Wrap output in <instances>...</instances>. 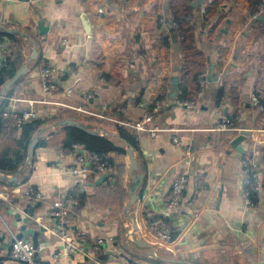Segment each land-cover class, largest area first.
Masks as SVG:
<instances>
[{"label": "crops", "instance_id": "1", "mask_svg": "<svg viewBox=\"0 0 264 264\" xmlns=\"http://www.w3.org/2000/svg\"><path fill=\"white\" fill-rule=\"evenodd\" d=\"M171 1L0 0V25L24 35L12 34L21 46L22 65L28 68L13 87L7 106L16 100L18 106L26 107L27 101L45 98L39 78L42 64L56 68L54 80L60 86L49 99L70 107L38 104L39 119L72 118L114 132L113 124L137 123L154 108L159 96L164 100L155 119L146 124L161 128L157 137L136 133L138 172L144 179L130 216L125 212L130 183L125 144L110 139L124 152L107 154L111 174L96 184L100 177L67 174L69 158L63 148L53 146L54 139L61 142L65 132L55 131L45 138L47 145L36 147L32 165L19 172L16 183L2 180L10 203L0 201V256H7L12 235L17 238L23 219L28 218L27 229L39 230V223L51 227L54 220L49 206L79 192L88 203L75 208L69 228L86 231L91 241L111 237L102 255L116 264H264V189L251 205L244 204L240 188L243 155L231 146L238 134L212 130L223 118L231 117L234 127L248 134L242 143L244 151L255 139L264 150V0L255 10L252 0H220L215 15L206 20L201 15L206 17L213 0H192L196 45L215 65L217 77L216 81L206 77L193 110L170 97L171 79L178 76L181 59L171 29ZM39 20L47 28L44 35L39 32ZM164 37L169 41L167 47ZM0 39L11 45L8 38ZM34 51L36 58L32 59ZM68 89L70 96L65 93ZM219 89L224 95L217 104ZM87 91L93 96L84 101L82 95ZM252 95L259 98L261 109L252 105ZM79 105L91 114L74 111L72 107ZM75 147L83 148L74 145L69 150ZM262 164L264 168L263 160ZM183 172L189 173L190 183L179 212L166 216L170 186ZM198 180L203 185L199 190L195 189ZM118 184L126 192L122 203L108 202L107 189L114 191ZM29 188L42 198L26 200L23 192ZM150 216L167 219L173 230L171 241L147 230L144 221ZM24 238L32 242L30 236ZM41 242L48 248L35 264H93L81 256L54 259L57 241L43 231L38 236ZM9 261L2 259L0 264Z\"/></svg>", "mask_w": 264, "mask_h": 264}, {"label": "built area", "instance_id": "2", "mask_svg": "<svg viewBox=\"0 0 264 264\" xmlns=\"http://www.w3.org/2000/svg\"><path fill=\"white\" fill-rule=\"evenodd\" d=\"M264 9L261 10V12ZM171 29H178L176 22H171ZM63 46L67 45L65 41L62 43ZM10 43L6 40L0 39V71L5 66L7 58L11 55L12 50L10 49ZM40 85L42 86V92L45 98L35 99L27 101L26 107L18 106L17 101H13V105L5 107L1 113V121L9 129L21 130L24 126L31 124L34 119L38 117L36 106L38 104H58L67 107L60 102L51 101L49 97H54L60 90V86L54 80L56 68L49 65L42 64L39 71ZM207 76L201 75L198 80L201 86L205 83ZM67 96L72 94V90L68 89L65 92ZM202 89L197 92L196 97L192 101H176V104L182 106L186 110H193L197 108L199 97L201 96ZM93 96L92 91L85 92L82 97L84 101H89ZM9 98L6 95L0 93V104ZM251 102L254 107L261 109L259 98L256 95L251 96ZM85 105H79L72 107L74 111L81 115L91 114L89 110L84 107ZM70 107V106H68ZM67 107V108H68ZM159 105L154 107L151 111L145 112L142 116V120L137 123L130 121H122L118 124L124 125L133 129L136 133L145 132L152 137H157L161 128L158 126L148 127L146 124L151 123L155 118L154 116L159 111ZM105 118V117H104ZM215 132H234L239 134L241 129L235 128L231 117L223 118L219 123L212 128ZM175 142L177 139L174 140ZM261 142L259 139H255L250 148L244 151L241 161V183L240 188L242 189L244 204L251 205V191L260 192L264 189V176H263V154L261 151ZM66 156L69 158L67 164V174H71L74 177H87L96 176L101 177L103 175H110L112 171V165L110 161L104 156H100L94 152H89L82 147H75L69 151L63 150ZM0 178V201H6L10 199V194L6 191V185L2 184ZM4 183V182H3ZM190 183V176L188 172L180 173L176 176L170 186V192L167 196L165 207L166 216L176 215L179 212L181 202L184 198L186 188ZM201 180L195 182V189L199 190L202 188ZM12 192V191H11ZM26 200L33 202L34 200H40L42 198L41 193L31 190L30 188L23 192ZM78 206V199L73 193L66 195L63 198H59L55 203L49 206L50 216L53 218L54 223L51 227H46L42 223H39L44 228L43 233L50 238H55L59 250L54 253V259L61 257L70 258L71 256H81L93 264H116L110 259H105L102 255L103 247L105 243L112 242V238L108 237L105 239L98 238L93 241L89 239V233L81 229L69 228L68 221L75 215V208ZM12 207V204H11ZM147 230L154 235L156 238L161 239L165 242L172 240L173 230L168 224L167 219L148 217L144 221ZM126 226L130 227L129 224ZM131 228V227H130ZM132 232V230H131ZM129 234L130 237L133 233ZM5 235V234H4ZM12 235V234H11ZM2 233H0V237ZM13 244L10 252V264H35L37 256L42 255L48 248L47 243L41 242L37 244L35 248L30 240L26 238L17 239L16 236L12 235Z\"/></svg>", "mask_w": 264, "mask_h": 264}, {"label": "trees", "instance_id": "3", "mask_svg": "<svg viewBox=\"0 0 264 264\" xmlns=\"http://www.w3.org/2000/svg\"><path fill=\"white\" fill-rule=\"evenodd\" d=\"M192 0H172L170 4V11L172 15V22L178 24V29H175L173 34L177 38L178 44L181 48V59H180V69L178 72V85L176 87V101H192L196 97L197 92L201 90V83L198 80L199 76H207L210 63H208V57L201 51V49L196 45V16L194 10L191 6ZM220 0H213L206 9V18L209 19L213 17L216 13V9ZM261 4V0H252L251 6H258ZM255 10V9H254ZM212 31L215 27H212ZM0 37H6L10 40L12 50L10 57L7 58L5 66L0 71V85L9 81L13 75L19 70V67L23 62V55L21 46L18 39L14 35H8L6 33L0 32ZM163 43L167 47L169 41L167 38H163ZM20 79H18L13 87L18 85ZM13 89V88H12ZM8 91V97H10L13 90ZM224 95V90L219 89L216 94V103L218 104ZM235 91L231 93V98L235 99ZM157 102L152 105L156 107L163 103V96H159ZM7 101L3 100L0 104V113L7 107ZM155 105V106H154ZM57 120L50 118L49 120L39 119L38 117L33 120L31 124L24 126L21 130L9 129L7 128L0 117V173L4 175L16 174L27 161V150L29 143L31 141L34 133L43 127L44 125ZM112 130L116 135L122 140H125L130 145H132L135 150H138V137H136V132L124 125L113 124ZM64 136L61 142L54 139L53 146H58V148H63L64 150H69L74 145L83 146V148L89 152H94L102 157H106L108 153L124 152L123 149L115 145L111 140L107 138H100L88 133H84L73 127H68L63 129ZM47 145L48 143L42 141L39 145ZM52 145V144H51ZM263 151V163H264V150ZM264 169V168H263ZM120 175H123V171L120 169ZM264 176V170H263ZM120 179V178H119ZM120 183V182H119ZM106 194L107 201H120L122 203L126 192L122 190L121 185H117L116 190L112 191L107 189ZM74 196L78 199V207L86 205L88 200L82 193H74ZM258 195L257 192L251 191V200L255 201L254 198ZM121 205V204H120Z\"/></svg>", "mask_w": 264, "mask_h": 264}, {"label": "water", "instance_id": "4", "mask_svg": "<svg viewBox=\"0 0 264 264\" xmlns=\"http://www.w3.org/2000/svg\"><path fill=\"white\" fill-rule=\"evenodd\" d=\"M23 2H28V0H21ZM192 6H195V3H193ZM201 19L206 20L205 14L202 13L201 15ZM44 24L42 20L38 21V28H39V32H41V34H46V27L44 28ZM86 27V25H85ZM86 31H88V27H86ZM0 32L1 33H6L8 35H20V36H24L22 34V32L18 31V30H14V29H9L6 26L0 25ZM32 59L36 58V52L34 51L33 55L31 56ZM208 63H210V59H207ZM214 68L215 65L213 63H210V67H209V71L207 74V80L208 81H216L217 77L216 74L214 72ZM28 71L27 68V64L22 65V67H20V69L13 75V77L7 81L4 84V90H3V95H6L8 93L9 90H11L13 88V84L23 75H25ZM178 78L176 76H174L171 79V87H172V92L170 93V97L172 100L175 99L176 93V87L178 85ZM170 109V108H169ZM68 127H73L76 128L78 130L83 131L84 133H88L90 135H94L100 138H107V139H117L119 142H123L125 144V151L126 154L128 155V159H129V164H128V173H129V179H130V183L128 185V203L126 205V215L130 216L131 215V209L132 207L135 205L136 201L139 198V193L141 192V188L143 186V179H144V175L143 174H139L138 170V161H137V155H136V150L135 148L130 145L128 142H126L125 140H121L115 132H111L109 130H107L106 128H101V127H97L94 126L92 124L89 123H82L80 121H77L75 119L72 118H68V119H57V120H53L52 122L44 125L43 127H41L40 129H38L34 135L31 138V141L29 143L28 146V150H27V161L26 164L18 171L16 172V174L13 175H4L2 173H0V178L6 182V183H10V184H14L17 181V178L21 175H19V172H22L24 170V168L27 166H31L33 161H34V153H35V149L38 146V144L42 141H45L46 137L52 135L55 133V131H59V130H63L65 128ZM245 129L242 128L240 133L238 134V136H236L232 141H231V146L232 148H234L239 154L240 156L243 155L244 152V148L242 147V143L247 139V135L246 132L244 131ZM107 177V175H103L102 177H100L98 179V181L96 182V184H100L101 182H103L105 180V178ZM33 212L32 210H30L28 212L29 217L33 216ZM19 217V215H18ZM28 223V218L27 219H23V225L20 227V232L17 235V239H21L23 238L25 235L30 236L32 239V244L35 248H37V244H38V236L40 235V233L43 231V228H39V230H33V229H27L26 225ZM12 244H13V240H11L10 245L8 246V254L7 256H0V262L2 261V259L6 260H10V252L12 250Z\"/></svg>", "mask_w": 264, "mask_h": 264}, {"label": "rangeland", "instance_id": "5", "mask_svg": "<svg viewBox=\"0 0 264 264\" xmlns=\"http://www.w3.org/2000/svg\"><path fill=\"white\" fill-rule=\"evenodd\" d=\"M49 120V119H48Z\"/></svg>", "mask_w": 264, "mask_h": 264}]
</instances>
